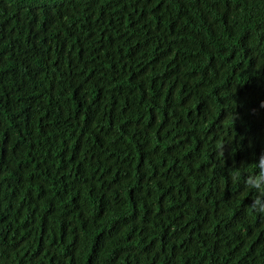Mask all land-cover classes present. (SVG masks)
I'll return each instance as SVG.
<instances>
[{
	"label": "trees",
	"instance_id": "1",
	"mask_svg": "<svg viewBox=\"0 0 264 264\" xmlns=\"http://www.w3.org/2000/svg\"><path fill=\"white\" fill-rule=\"evenodd\" d=\"M261 154L264 0H0V264H264Z\"/></svg>",
	"mask_w": 264,
	"mask_h": 264
},
{
	"label": "clouds",
	"instance_id": "2",
	"mask_svg": "<svg viewBox=\"0 0 264 264\" xmlns=\"http://www.w3.org/2000/svg\"><path fill=\"white\" fill-rule=\"evenodd\" d=\"M254 167L259 171L256 175H249L244 181L245 189L247 191L255 190L257 195L251 203V208L258 214H264V154L258 157ZM236 179L239 180V176Z\"/></svg>",
	"mask_w": 264,
	"mask_h": 264
},
{
	"label": "bare ground",
	"instance_id": "3",
	"mask_svg": "<svg viewBox=\"0 0 264 264\" xmlns=\"http://www.w3.org/2000/svg\"><path fill=\"white\" fill-rule=\"evenodd\" d=\"M65 247V246H64ZM77 253V252H76ZM29 258V257H28Z\"/></svg>",
	"mask_w": 264,
	"mask_h": 264
}]
</instances>
